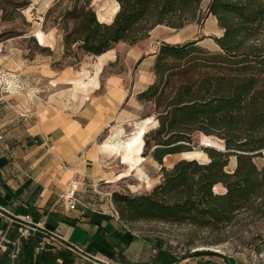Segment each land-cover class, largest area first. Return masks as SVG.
<instances>
[{"label": "trees", "instance_id": "obj_1", "mask_svg": "<svg viewBox=\"0 0 264 264\" xmlns=\"http://www.w3.org/2000/svg\"><path fill=\"white\" fill-rule=\"evenodd\" d=\"M62 1L48 7L44 23L64 32L71 63L119 41L134 44L158 24L180 28L212 14L223 30L213 37L214 49L200 39L159 45L154 80L137 98L149 105L142 118L156 120L143 135L141 153L160 164L161 179L148 192H112L118 216L127 223L151 220L212 231L240 214L264 218V165L253 159L264 149V0H208L204 13L202 0H116L110 22L98 19L92 0H67L59 9ZM198 133L222 139L224 149L203 146L207 161L181 158L163 165L166 155L190 150ZM231 155L236 164L229 171ZM217 184L222 192L214 190Z\"/></svg>", "mask_w": 264, "mask_h": 264}, {"label": "crops", "instance_id": "obj_2", "mask_svg": "<svg viewBox=\"0 0 264 264\" xmlns=\"http://www.w3.org/2000/svg\"><path fill=\"white\" fill-rule=\"evenodd\" d=\"M113 15L108 20L98 19L110 22ZM205 18L217 23L212 14ZM205 26L191 22L180 28L158 24L149 35L152 38L156 34L153 39L159 45L200 39L198 43L205 46L203 43L211 40L206 47L214 49L213 37L223 30L218 25L221 32L217 34ZM136 44L131 55L140 60L143 51ZM155 55L152 50L145 59L146 67L153 65ZM95 56L102 64L113 54L109 49ZM151 82L152 72L141 67L134 81L127 77L110 80L117 98L113 105L73 101L72 107L55 108L41 103L24 116L20 111L12 124L0 105V234L15 239L20 222L40 223L34 234L20 239L16 256L11 244L0 252V264H264V260L244 254L186 252L112 212V199L105 189L126 167H120L124 165L121 155L109 145L115 135L120 146L123 134L131 136L145 120L130 123L133 113L123 107V102L131 91L138 94ZM104 129L106 133L97 141ZM116 157L120 165L113 163ZM72 184L76 187L74 208L61 199Z\"/></svg>", "mask_w": 264, "mask_h": 264}, {"label": "rangeland", "instance_id": "obj_3", "mask_svg": "<svg viewBox=\"0 0 264 264\" xmlns=\"http://www.w3.org/2000/svg\"><path fill=\"white\" fill-rule=\"evenodd\" d=\"M55 1L0 0V105L11 118L10 124L15 117H20V111L24 116L41 103L51 104L55 108L61 105L66 108L72 107L73 101L78 103L91 101L97 106L104 102L113 105L117 98L112 94L110 80L127 77L128 80L134 81L141 67H145L147 72H152V82L154 80L153 65L146 67L148 63L145 59L152 50L158 49V40L153 39L155 33L152 38L148 35L136 42L143 51L140 60L131 55L136 43L119 41L111 48L113 54L111 60L101 64L95 55L83 54L78 62L71 63L73 54L65 56L64 32L55 24L44 23L46 10ZM207 3L208 0H202V13L205 12ZM67 4V0H63L58 8ZM92 4L100 20L110 19L117 7L116 0H92ZM191 23L201 24V27L205 24L206 30L210 32L217 34L221 32L218 23L211 18ZM36 36H41L44 42H40ZM203 44L211 45V40H206ZM123 107H128L132 111L133 120L130 121L132 124L142 118L149 109V105L142 103L132 91L123 102ZM70 110L72 111V108ZM155 125L156 120L153 116L145 118L138 123L131 136L128 137L124 133L122 144L115 148L112 146L119 138L115 135L112 138L114 142L110 143L109 146L112 148L110 150H114L116 154L120 153V160L124 165L121 166L118 157L113 163L126 168L116 174L114 178L117 181L105 189L110 196L114 191L129 194L148 192L160 181V164L148 156H142L141 153L143 135ZM106 131L104 129L97 136V141H101ZM201 142H213L214 147L224 149L222 139L198 133L191 143L190 150L166 155L163 158V165L171 167L181 158L207 161L208 156L202 149L205 145H201ZM116 154L114 156H117ZM253 159L258 166L264 165V149ZM134 163H138L139 168L133 167ZM235 164L236 157L231 155L226 169L231 171ZM214 190L222 192L224 187L217 184ZM132 223L138 228L161 235L167 242L186 252L208 249L228 255L244 254L264 260V218L240 214L217 231L151 220Z\"/></svg>", "mask_w": 264, "mask_h": 264}, {"label": "built area", "instance_id": "obj_4", "mask_svg": "<svg viewBox=\"0 0 264 264\" xmlns=\"http://www.w3.org/2000/svg\"><path fill=\"white\" fill-rule=\"evenodd\" d=\"M1 138V135H0ZM75 185H71L70 189L63 193L61 195V199H63L64 201L69 203V207L70 208H74L75 206ZM110 205H111V209L112 212L116 215H118V211L115 208V206L113 205L112 201H110ZM40 225L39 222L37 223H26V222H20L18 224V237L15 239H11L9 236H7L6 234H0V252H3L4 250H6V246L8 244L12 245V254L13 256H16L17 253L19 252L20 249V239L22 237H27L31 234H34L37 231L38 226ZM44 240L42 239V242Z\"/></svg>", "mask_w": 264, "mask_h": 264}, {"label": "bare ground", "instance_id": "obj_5", "mask_svg": "<svg viewBox=\"0 0 264 264\" xmlns=\"http://www.w3.org/2000/svg\"><path fill=\"white\" fill-rule=\"evenodd\" d=\"M116 4H117V5H116L117 7H116V10L114 11V14H115L116 11L118 10V3L116 2ZM206 144H211V145H213V142H206ZM117 146H118V144H117V143H114L112 147L115 148V147H117Z\"/></svg>", "mask_w": 264, "mask_h": 264}, {"label": "water", "instance_id": "obj_6", "mask_svg": "<svg viewBox=\"0 0 264 264\" xmlns=\"http://www.w3.org/2000/svg\"><path fill=\"white\" fill-rule=\"evenodd\" d=\"M200 144H201V145H205V146H213V145H211V144H206L205 142H201ZM220 149L223 150V148H220Z\"/></svg>", "mask_w": 264, "mask_h": 264}]
</instances>
